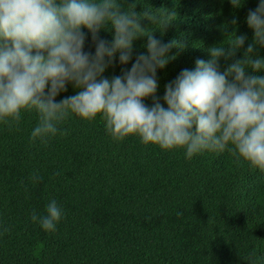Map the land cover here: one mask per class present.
Instances as JSON below:
<instances>
[{"label":"trees","instance_id":"1","mask_svg":"<svg viewBox=\"0 0 264 264\" xmlns=\"http://www.w3.org/2000/svg\"><path fill=\"white\" fill-rule=\"evenodd\" d=\"M117 2L125 11L134 3L137 11L176 12L163 34L141 22L161 42H176L168 53L174 59L156 73V97L167 108L165 85L193 70L197 59L208 61L214 45L246 35L243 48L232 60L221 59L219 70L243 58L254 36L247 15L260 0H241L238 8L230 0ZM106 29L98 36L111 42L114 29ZM82 31L84 51L94 55L91 33ZM146 44V36L133 41L127 64L117 53L103 77L130 70L147 54ZM254 51L264 58V48ZM247 74L264 71L249 68ZM66 88L56 102L78 92L70 83ZM143 103L151 107L152 97ZM38 123L35 110H22L11 127L0 122V264H264V172L238 160L233 145L189 159L184 148L163 150L136 135L114 140L100 114L93 120L70 115L43 143L31 139ZM52 200L63 214L49 232L31 216L46 215Z\"/></svg>","mask_w":264,"mask_h":264},{"label":"clouds","instance_id":"2","mask_svg":"<svg viewBox=\"0 0 264 264\" xmlns=\"http://www.w3.org/2000/svg\"><path fill=\"white\" fill-rule=\"evenodd\" d=\"M230 3L241 6V0ZM131 9L125 11L117 0H0V122L11 127L22 110H35L39 123L31 139L46 143L70 115L93 120L100 114L114 140L136 135L163 150L184 148L189 159L205 150L223 152L231 144L238 160L264 172V75L247 74L249 68L264 71V58L254 51L264 48V0L247 15L254 36L243 58L219 70L221 59L232 60L243 48L246 35L235 34L227 46L214 45L208 61L197 59L193 70H182L165 85L167 108L156 97V73L174 59L168 53L176 42H161L141 22L158 25L163 34L176 12L152 6L137 11L134 3ZM109 24L111 42L98 36ZM85 28L95 43L94 55L84 51ZM145 36L146 55L121 76L103 77L117 53L127 64L133 41ZM69 83L77 94L56 102ZM148 97L151 107L143 103ZM62 214L52 200L46 215L33 213L31 219L51 232Z\"/></svg>","mask_w":264,"mask_h":264}]
</instances>
